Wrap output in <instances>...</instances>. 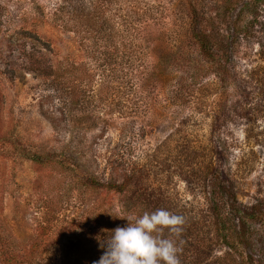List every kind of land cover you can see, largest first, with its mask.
I'll return each instance as SVG.
<instances>
[{"label": "rangeland", "instance_id": "obj_1", "mask_svg": "<svg viewBox=\"0 0 264 264\" xmlns=\"http://www.w3.org/2000/svg\"><path fill=\"white\" fill-rule=\"evenodd\" d=\"M99 1L0 0V232L26 244L36 238L39 224L49 221L51 247L42 254V264H82L90 250L88 233L97 238V227L114 229L118 224L110 215L120 210L117 196L85 184V169H100L110 149L124 146L140 164H148L150 191L165 200L171 196V205L162 207L205 209L196 185L181 177V142L218 146L226 141L220 165L241 202L251 203L264 187V117L252 129L223 117L232 113L235 94H240L239 102L264 87V11L255 18L242 12L238 24L246 32L226 46L232 57L219 73L201 59L189 38V8L225 41L237 6L226 9V0H110L103 9ZM90 3L100 7L110 25L122 15L137 17L141 36L136 39L135 31H128L124 37L131 42L121 43L116 35L114 46L107 48L112 52L124 44L141 50L139 57L143 53V68L131 62L133 72L141 71L134 82L142 99L137 111L122 107L132 101L119 93L121 78L114 77V68H103L81 50V44L90 47L92 40H80L74 22H64L68 7ZM41 53L52 69L57 61L75 60L80 76L86 70L83 63L88 66L86 80L93 92L88 101L72 95L64 101L56 98L50 78L38 76L32 63ZM260 100L255 97L249 105ZM215 114H222L224 124L212 131ZM247 129L258 142L244 138ZM147 153L149 159L144 158ZM153 204L158 207L157 199ZM211 254L206 264H238L225 249Z\"/></svg>", "mask_w": 264, "mask_h": 264}, {"label": "trees", "instance_id": "obj_2", "mask_svg": "<svg viewBox=\"0 0 264 264\" xmlns=\"http://www.w3.org/2000/svg\"><path fill=\"white\" fill-rule=\"evenodd\" d=\"M98 1L91 0V2ZM109 1L100 0L101 8L106 9L104 5L107 6ZM226 1L228 3L226 9L230 10L231 7L235 9L237 6L238 13L235 22L230 23L227 27L229 31L226 30L225 41L219 37L222 33L214 35L213 31L207 28L205 21L202 22V16H198L193 6L189 8L187 19L189 38L192 44L197 47L199 56L219 73L220 71L225 72L224 70L228 66L227 63H230L232 57V52H229L226 46H233L237 38L241 35L244 36L246 32L238 24L242 12L246 11L251 18H255L258 11H264V0ZM90 5V7L83 5H79L78 8L68 7L66 12L70 16L64 22L65 24L70 20L74 22L75 29L73 31L75 33L81 32V35H79L80 40H84V42L92 40L90 41V47L88 43L81 44V50L87 55L95 57V60L99 61V65L103 68L110 66L114 68V77L121 78V82H118L121 84L118 88L121 91L119 93L129 97L128 99L132 101L128 103L130 106L122 103V107L128 109V111H137L142 99H139L140 94L137 92L136 83L134 84V82L140 77L138 75L141 74V71L138 73L133 72L134 67L133 64L131 66V62L132 60L138 61L136 64L138 69L143 68V53L139 57L138 52L141 50L125 47L124 44L121 49L112 48V52L107 49L114 46L112 44L115 42L114 37L116 35L120 36L121 43L131 42V40L124 37V33L128 31H135L136 39L141 36L138 25L135 24V21L138 22L137 17L128 18L122 15L118 18L116 25H110L107 24L108 19L103 17L100 7L97 9L92 3ZM59 19L61 17L56 20ZM101 32H103V35H100ZM102 38L106 45L102 44ZM263 53L264 51L261 50V54ZM32 63L36 66L38 76L50 78L56 98L60 101H64L69 95L88 101L89 94L93 93L91 86L88 85V80H86L89 77V72L85 63H83V66L86 67V70L80 76L76 73L79 69L77 68L79 63L75 60L57 61L52 69L48 59H45V54L41 53L40 58L34 59ZM128 85L131 91L126 88ZM133 85L134 90H132ZM263 89L264 87L258 89L254 97L244 95L241 100H238L239 102L236 99L240 94H235L233 108L230 109L232 113L223 117L227 118V121L231 120L229 118H234V120L240 121L251 129L257 127L261 118L264 117ZM255 97L261 99V104L250 106V100ZM214 117L212 131L218 130L219 126L224 124L222 123V114H215ZM141 127L140 125V130ZM250 132L247 129L244 134H250ZM251 136L256 142L259 141L256 135ZM251 136L246 134L244 138L249 139ZM123 147L119 146L116 150L110 149L103 156L100 169L94 171L88 166V169H85V184L91 189H101L105 193L117 196V201L121 206L119 212L125 217H138L145 212H154L157 209H165L183 217L184 224L180 236L170 237L175 240L179 248V264H206L205 260L213 257L211 252L220 249H225L227 254L231 252L238 264H264V187L254 196L251 203H243L239 200L234 181L220 165V162L225 159V149L228 147L226 141L221 142L218 146L181 142V177L189 184H195L194 189L205 200V209L197 210L187 209L185 204H181V209H175L167 205L162 207L164 203L171 205L170 193L167 200H165L160 192L150 191L147 180L148 164H140L135 155ZM149 157L150 155L147 153L144 158L149 159ZM95 161L97 165V157H94L93 162ZM83 166L85 167L84 163ZM154 199H157L158 207L153 204ZM185 201L184 199L183 202ZM116 220H118V224L111 226L114 229L126 223L122 219L117 218ZM48 222L39 224L36 238L26 244L12 241L0 232V264H42L41 260L45 257L42 254L46 253L51 247V242L47 240L51 232V224ZM103 228L101 226L97 227L98 237L101 239L106 234L111 235L110 231L113 230ZM88 235L91 237V240L88 241L90 250L87 251V257L82 264H93V261L98 260L103 254V249L98 245L97 234L92 232ZM164 235L169 236L167 230H165ZM61 261L52 264H61ZM50 262L47 264H50Z\"/></svg>", "mask_w": 264, "mask_h": 264}, {"label": "clouds", "instance_id": "obj_3", "mask_svg": "<svg viewBox=\"0 0 264 264\" xmlns=\"http://www.w3.org/2000/svg\"><path fill=\"white\" fill-rule=\"evenodd\" d=\"M113 218L125 220L103 239L97 237L103 254L93 264H179V248L172 236L179 237L183 217L165 209L125 217L119 211ZM167 230L169 236H165Z\"/></svg>", "mask_w": 264, "mask_h": 264}]
</instances>
